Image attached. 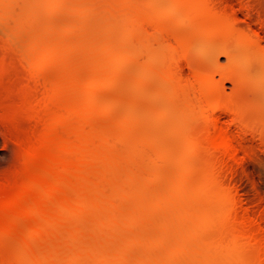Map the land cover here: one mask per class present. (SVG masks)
<instances>
[{
    "label": "rangeland",
    "instance_id": "obj_1",
    "mask_svg": "<svg viewBox=\"0 0 264 264\" xmlns=\"http://www.w3.org/2000/svg\"><path fill=\"white\" fill-rule=\"evenodd\" d=\"M64 1H65V4H62L64 3ZM64 1L46 0V3H45V0L44 1L43 0H9V1L6 0L4 2L1 0L0 2V6H1L0 7V45L2 46V48L0 46V52L3 53L9 47L14 48L15 50H18V53L17 51L15 52V50H13L14 53L11 52L8 59L10 57L13 58V56L11 55H15L13 60L10 58L12 61H14L15 58L18 56L15 63L18 64L19 62V66H21V70L23 68L22 71L24 72V69H25L24 65L26 66L29 62L28 57L25 56V52L27 50L26 48H31V46L34 44L37 47L38 43L40 45V42L42 40L41 37H35L37 40L38 39L40 40L37 43V40H35L33 36L32 37L30 36L35 34V31H37L36 29H38V27H40L41 25L43 26L45 25L44 28L43 26H41V30L44 29V32L47 30L45 32L46 36L43 35L44 43L42 44L43 41L41 42L42 46L44 45V47L42 48H44L45 50L46 49L45 46L47 48L48 47L51 48V46L52 47L56 46V48L58 47L56 49V54L57 53L58 54L56 55L57 56L55 59L56 61H54L53 66H55V68L57 67V63L61 61V59L64 57L63 54L66 56H70L71 54L73 56V62L68 64L66 66V69L68 73L73 75L71 77L74 79L76 97L77 98H83V97L87 98L88 97L92 99L96 104L102 106V110L100 112L97 110H93V112L90 113V114L92 113L94 114V115L92 114L93 118H91V121L90 123L87 124V126L86 124L84 126L87 127V129L85 127L87 131L89 130L92 131V129L95 131H98L96 132L95 138L93 139L94 142H92V148L93 150L94 149L96 150L98 146L102 144L99 147L100 149L103 150V153H102L103 155L100 154L99 157L94 158L95 161L92 160L93 162H91L92 165L90 167H89L90 164L85 169L84 167H82L83 173L81 172V177H83L84 172H85L88 178L85 176L84 178L86 179L82 180L80 176L79 178L75 177V178H78L79 181L76 179L74 181V184L76 183V185H75V189L72 188L73 190H71L72 191L71 196L73 197H71L70 200H72L74 204H78V205H80L79 204L80 202L81 203L86 202L87 206L84 205L85 210L83 209L84 211L82 210V212L80 211L72 212L71 211L72 212V215L70 212L71 216H69V214L66 215L65 213L62 212L63 213L62 222L65 224L66 230L61 220L59 221L61 223V226L56 225V223L58 224V222H56L54 224L55 225L54 233L50 231L49 234L51 233V235L47 234V236L49 235V237L45 238L46 235L43 236L44 240L47 239L46 241H44L43 239L38 241L37 239H32L30 236H29L30 238L29 240L27 236L29 232L31 231V229H33L35 226L39 224L40 225L45 224L46 219L45 220L41 219L40 221V219H38L35 216L22 217L20 219L21 224L24 227V232L22 236L20 235L18 236V238L16 237V239L12 238L8 241L6 240L7 242L6 241L4 242V247L5 245L8 247V248L5 247L7 256L9 257L12 255L13 257L11 256V259L14 260L13 263L11 261H9V263L11 262L12 264H16V263L22 264L25 262V264H34L35 262L37 264V261L35 260L36 258L38 260V264H41V263L48 264V262L49 264H66V263L73 264V262L74 264H105V263L106 264H124V263L125 264H171V263L172 264L173 263L174 264H191V263L196 264L197 260L200 261V262L197 261V264H200L201 261L203 264H208V263L222 264V262H224L222 261L223 258H221V261H219L218 263V261H216L218 257L216 260H213V259L207 260L203 254L202 248L200 249V247H203L204 249H207V251L206 250L205 251L208 253L209 247L204 245L203 240L207 238L212 239L215 233L214 231H216L217 226H215V228H212V230L210 229L207 231L203 228L202 230H200L199 233L197 232L198 234L196 236L189 237V235L187 234L189 233V230H190V233L193 231L192 226L194 225L195 222L194 223L192 222L193 225L190 224V227H189L188 222L190 221L187 220L188 222L186 223V226H185L183 225V221L181 220V213L184 212L183 204H185V207H186L187 202L183 203L184 201L182 197H180V194L178 192V190L180 189V188L178 189V186H179L178 180L181 176H188L187 173H189V171H187L188 170L187 166H185L187 164H185L184 156L182 157V155H184L183 154L185 152L184 150L187 148V147L184 148V146H187V143H188L187 141H189L190 139V137L188 138L189 132L191 133L194 129L196 130L197 128L199 129L200 126L203 125L202 123L203 121H202V116H201L202 111L198 109L191 110L192 108L188 105L186 98H184V95H182L181 93L175 95L173 93V90L176 85L175 80H173L172 78H168L166 74H164L166 71V68L170 66V64L172 63L174 59L177 61V64L180 68V72L185 78H188L189 76V79H190L194 77L192 76L193 72H197L201 76H209L211 79H213V82L219 85V90L217 91V93H219L222 98H225L227 102L232 104V106L235 105L234 102L236 101V105L234 107L236 109L238 108V111L240 112L243 111L241 113L239 112L240 115H242V117H244L246 121L253 123L252 130L251 131L249 130L250 132L248 131L250 134L246 133L247 131L244 132L243 134L242 133L243 131H241L239 127H237V125L235 124L234 119H233L234 116L232 117L233 114L232 115L230 113L221 114L220 118H221L222 125L228 130L231 137L233 138V141L237 147V153H238V158H239V159L233 160L232 163L230 161L229 162L230 164L226 166L227 168H225L224 169L225 172H223V179H224L223 182L225 183V185L227 184L229 185V186L227 185V187L230 190V194H232L234 198L235 204H237V207L235 205V210H237L236 214L238 215V217L240 216V219H243L244 217V220L246 217H247L246 220L251 219L250 221L251 222L253 221L252 222L253 227L257 229L259 233H261L262 231L260 235H262V237L264 238V0H212L215 7L217 8L219 7L218 9L221 8V11L226 10L225 12H227L230 16L232 15L231 18L235 17L233 19L235 22L234 25H235L236 30L243 33V35L245 34V36L247 37H250V38L256 37V39H259L258 40L259 46L261 45L262 47L260 46V48H257L258 51L254 50L256 47L254 49L253 47H251V49L253 50L249 49L250 48L248 46L249 44H247L246 41L245 43H243L242 39L240 38L236 39L237 37L233 36V34L226 35L225 37H223V35L218 36L220 35L219 33L215 35L216 32H214V34L212 35H208L210 31L208 32L205 31L207 33L205 34L198 30L197 28L199 26V23L197 22L198 20H196L195 18L191 19V17H187L189 16V14L187 15V13H182L183 11L182 12L180 11L178 13L173 12L172 19L171 18H170L171 20L168 19L169 29L172 30L173 28L172 31H175V30L176 31L172 33L177 32V34H180L183 38H186L189 41L187 45V51L185 52L186 55L184 56L183 54V57L182 56L179 57V58H182V61L181 59H177L178 58V57L176 58L177 54L175 55L174 54L175 52L173 53L172 52L173 50H171V47L177 44V42H175L176 39H175L174 34L171 35L170 33V35L169 34L166 35L167 33H164L165 34L164 36L163 34L160 35V33L158 32H156L157 34H155V30L157 31V29L155 28V25L150 22L148 23L147 21H144L145 18L142 17L145 14L151 15L152 12H154L153 13L154 16L164 18V15L166 14L165 11L169 9L171 10V8L174 7L175 5L176 0H137V1L132 0V4H133L132 6H134L136 14L133 11H131V13L128 11L129 3H123L120 1H114V0H110V1L109 0L107 1L106 0L105 1L104 0H64ZM118 2H119V5H118ZM105 4L107 7L105 6ZM3 5H4L3 7L4 9L2 8ZM101 5L102 6L104 5L105 7H102ZM120 5L122 6L121 9H120ZM117 7L118 9H116ZM98 8H99V11H98ZM94 10L95 11L97 10V12H94ZM106 12L108 15L106 14ZM109 13L111 14L109 15ZM33 14L35 15L38 14V16L35 17V15ZM134 14L137 15L136 17L137 20L136 18L135 19L133 18L135 17ZM178 14L180 15L178 16ZM111 15L112 17H110ZM34 17H35V20H34ZM175 17L176 19H174ZM37 18H39V20H37L36 22ZM50 19H51V22L49 21ZM132 19L134 20L136 24L133 22ZM140 19L144 25L147 23L149 24V25H145L147 28L144 26H141L142 23L140 22ZM189 20H192V21L194 20L195 24L197 25H195L194 22L192 23V21H189ZM17 21H18V24H17ZM38 21H39V24L41 23V21L42 23L39 25ZM45 21H48V23H46ZM180 21L183 22L184 24L182 25ZM137 22L140 23V26L138 25ZM55 23H58L57 29L61 27L60 28L61 30L57 34L53 33V31L54 32L58 31L56 29ZM28 24L30 25V27L28 26ZM126 24L129 25V28L127 27L128 25L126 26L127 28L124 26ZM31 25L33 26L31 27ZM67 25H70V26L72 25V26L70 28V26H67ZM136 25H138L139 28L141 27V30H138V33L137 31H134V28H133L135 27L137 29L138 27H136ZM19 26H22L23 29H20ZM35 26H38V27L35 29ZM53 26L55 27V30H53L54 29ZM28 27L31 29L33 28L31 31L32 34L31 33L29 34L30 29ZM199 27L201 30H203L201 26ZM206 29L210 30L212 29V26L211 28L208 29L207 27ZM19 30L20 32L18 33ZM33 30H34V33H33ZM50 30L51 32H48ZM214 30L215 28L213 29V31ZM61 31H62V34H61ZM140 31H142L140 33L141 36H139ZM144 31H145V34L143 33ZM152 31H154V34L152 33ZM213 31L211 30V32ZM39 32L40 34H38V32L36 34L41 36L42 32L41 31ZM147 33L148 35H146ZM52 34L55 36L53 37ZM129 34L131 35L129 36ZM257 34L259 35L260 38L258 37ZM51 35H52V38H50ZM83 35H85L88 38L86 39V37H83ZM132 35H134V38H135L133 41H132V38H133ZM57 36H59L61 40L64 38L65 42L63 39L62 40L63 43H61L60 39L58 40ZM19 37L21 38V40L19 39ZM94 37H95V43L97 42L96 40H98V45H100L99 47L101 50L105 47L102 51L96 49L98 46L97 43L96 45L94 42L91 43ZM153 37L155 38L153 39ZM31 38L32 40H34L33 41L34 44L32 43V40L29 41ZM55 38L57 41L55 40L52 41V39H55ZM89 38L91 39V41H89L90 40ZM157 38H159V40H157ZM171 38L173 40H171ZM87 40L90 43H88ZM161 40L163 41V43L160 42ZM28 42H30L29 43L30 45L29 46H27L28 44L25 45ZM46 43L49 45H45ZM59 43L61 45H59ZM167 43L169 45H167ZM19 44H21V46L25 45L26 47L24 46L25 48L21 50L22 48L21 46L19 47ZM89 44H90V47H89ZM91 45L94 47H91ZM165 45H167V47H165ZM245 46L249 48H245ZM107 47L109 51L106 49ZM169 48H170V51H169ZM262 49H263V52L261 51ZM188 50H189V54L187 53ZM68 51L70 54L68 53ZM119 51L121 52V54H119L120 53ZM127 51L129 52V54H132V55L129 56ZM222 51L226 53L223 54ZM134 54L136 55L134 56ZM122 55H123V58H122ZM124 56L126 59L124 58ZM131 56L132 58L130 59ZM58 57L59 59L57 60ZM187 57L189 59H186ZM23 58H25L24 61H23ZM22 61L24 62V64ZM101 62L105 64L102 65ZM98 63H100L103 67ZM111 64L113 66V69H112ZM106 65H109L111 70H109L108 69L109 66H106ZM121 67L123 69L122 73H120V71L122 70ZM95 70L96 71L99 70V72L97 71L98 72L97 73ZM84 71H86V73ZM110 71L111 73L113 72L114 73L111 74ZM151 71H152V74L150 73ZM114 75L116 76V78ZM118 76H120L119 77L120 80ZM88 79H90L91 81ZM86 81H89V82H86ZM171 81L172 83L174 82L172 84L173 87L171 86ZM91 84L92 86H90ZM167 85L169 86V89ZM170 87L172 88L170 89ZM82 89L84 93L82 92ZM159 90H162L164 95L162 94V92L160 93ZM168 93L170 94V96L168 95ZM180 94H181V97H180ZM0 97H1V94H0ZM1 100L2 99H0V101ZM1 102H0V105H1ZM5 103L2 102V107L3 105L8 106V103L7 104ZM5 106L3 108H0V110L2 111V113L0 111V182H3V181L6 182L5 181L6 179L9 184L11 183V185L12 184L15 185L17 180L18 181L23 180L17 175V172L21 171V169L24 168L22 164L24 163V160L26 158L25 153H24V148L26 144H28L27 142L29 141L26 135H27V131L31 129L29 127H32V123L31 121L28 123L29 120H27L25 116H19L17 118L14 116L16 120L10 118L12 115L8 116V113L6 114V111H9L8 109L10 108L8 106V109H7V107ZM167 106L168 107L170 106V107L167 109ZM188 106L190 107V109ZM4 108H6V110ZM171 109L173 111H171ZM105 110L108 112V114ZM167 110H169V112H171L172 114L170 113L168 114ZM192 111L193 113L197 112V114L195 113L193 114ZM159 112L163 114L161 115L162 117L160 118H159L160 116ZM164 112H166L167 115ZM9 113H11V111H9ZM190 113L193 115L190 116L191 115ZM183 114L185 115V117ZM187 116L189 118H187ZM124 123H126L127 126ZM183 126L189 129L187 130ZM127 128L130 130H128ZM107 129H109L108 130L109 132L107 131ZM100 130H102V132ZM186 130L187 132H185ZM107 139L109 141H107ZM108 142L111 143V147ZM113 143H115V145ZM175 145H177L176 147L180 149L179 150L180 152L177 151L178 149H175ZM114 146L116 147L114 148ZM105 147L107 149L106 152H105ZM141 147H142V150L140 151ZM169 149H171V151L174 150L175 153L171 152ZM133 151L135 154L133 153ZM109 152L111 153L110 155H109ZM123 152L125 154H122ZM105 153L107 154L106 156H105ZM171 153L173 154V156L171 155ZM113 154L115 155L116 158L114 156L112 157ZM125 156L127 157L126 159H125ZM131 157L132 159H130ZM138 157L141 162L138 160ZM108 158H109V161H108ZM122 158L124 159V161L122 160ZM182 159H184V162ZM127 160L130 163V164L128 163L129 165L127 164ZM136 160L138 162H136ZM99 162L101 163V166ZM117 165H119L118 169H117ZM105 166L106 168L108 166L110 167L107 168L106 170ZM132 168L134 169V171ZM184 169L185 170L187 169L186 172L184 171ZM120 170H121V173H120ZM156 170H158V172ZM99 172H100V175L98 174ZM104 173L105 175L107 174V177L104 175ZM139 173H142V174H139ZM165 173L167 174V176H165ZM97 176L98 178H96ZM99 176L101 177L99 178ZM115 176H116L115 180L117 182L113 180ZM155 176H157L159 180L156 178L157 179L156 181ZM127 177L132 179L133 182L131 183V180ZM148 178L150 180H148ZM15 179H16V182H15ZM152 179L153 181L155 179V181L152 182L151 181ZM163 179L165 181H163ZM89 180H90V184H89ZM195 181H194L195 185H193L194 186L193 194H195L197 191V187H198L197 184L199 185V180L196 179ZM110 183L111 185H109ZM149 184L150 185L152 184L153 189H152V186L150 188ZM85 185L87 188V192H86V189L84 188ZM146 186L149 189H146L147 188ZM82 189H85V191L83 190L85 193L82 191ZM133 189L135 190L133 191ZM141 190H142V194L140 193ZM47 191L49 190L47 189L46 192ZM127 191L128 193H130L129 195H126ZM159 192L161 193V195ZM75 193H78V194H75ZM151 193H152V196H151ZM164 194L167 199L166 198L163 199ZM106 195H108V198ZM158 195H160V197ZM195 195H197V193ZM52 196L53 198L51 199ZM122 196L124 200H121ZM51 197L49 198L51 202L48 199L49 203H47V205L49 204L50 207H55L63 199L64 193L61 190V192L59 193L56 192L55 195L54 193L53 195L51 194ZM133 197L135 198L133 199ZM8 198L10 199V196L5 198V200L6 201L9 200ZM0 199L3 200L2 198ZM140 199H143V200L141 201ZM1 200H0V204H1L0 206H2ZM112 200L113 201L115 200V201L113 202ZM151 200H153L152 203H151ZM162 200H164L163 206L161 204ZM167 200H168V203L164 204L165 201ZM180 200L182 201L180 202ZM159 201L161 203H159ZM142 202L145 205L142 204ZM171 202L173 203V206L170 207V205H172ZM90 203L92 204L90 205ZM103 204H105V206H103ZM113 204L115 206H113ZM154 205L156 206L155 208L157 209H154ZM166 205L169 208L166 207ZM177 205L179 206V208L177 207ZM96 206H98V209ZM136 206H137V209H136ZM148 206H150L149 207L150 210L148 209ZM86 207L88 210L86 209ZM101 207L104 209H102ZM175 207H176L177 212L175 211ZM180 207L182 210L180 209ZM140 208L141 210H138ZM145 208H147L148 211ZM158 209L160 212L158 211ZM145 211L148 214L145 213ZM178 211H180L179 215H178ZM89 212H90V215H89ZM136 212L137 214H135ZM140 212L142 215L140 214ZM118 213H120L119 214L120 216L118 215ZM112 214L113 215L116 214V215L113 216ZM59 215L61 214H58V216ZM84 215L85 216L87 215V216L85 217ZM174 215H175L176 221L174 219ZM111 216H112V219L110 223ZM134 216L136 217L135 219L132 218ZM171 216L173 217V219L171 218ZM13 217H15L14 214H13ZM13 217H12L11 212L10 213L5 212V211L1 212L0 222L1 223L2 221L5 222V220L10 221L11 219H13ZM74 217L76 218L74 219ZM191 218H194L193 220H195V217H191ZM64 219H66V221ZM136 219L138 222L135 221ZM38 220H39V223H38ZM106 220L108 221V223ZM142 220L143 221L145 220V221L142 222ZM163 220L165 221V223L167 222L168 224L170 222V226L172 227V229H170L171 227L166 226L168 225L167 223L166 225H164L165 223ZM153 221H155V223H153ZM69 222H70V225L72 224L71 225L72 227L75 225L73 228L77 230L76 231L77 233H75V230L69 225ZM159 222L161 225L159 224ZM177 222L179 224L181 222V226H182L181 228L183 229H179L178 231V227H180V225H178ZM98 223H99V227L101 226L103 229L106 228V230L104 229L105 230L104 231L102 230V228H100V231H99V227L97 226ZM150 223H152L153 225ZM105 224L106 226L104 227ZM77 225L78 226L80 225L79 230L78 228H76L78 227ZM82 225H83L84 231L81 228ZM95 226H97L98 230ZM107 226H108V229H107ZM161 226L163 227V230ZM184 227H187V229ZM197 227H198V224H197ZM165 228H167L168 233H169V229L170 231L172 230L171 233L167 234V236L165 233L167 230ZM57 229L59 230L61 229V230L59 231ZM174 229H177L178 232L176 233V230ZM161 230L163 231V234ZM183 230L186 231V233H184ZM81 234L83 236H81ZM71 236L73 237L70 238ZM165 237L168 239H166ZM143 238L145 240H143ZM51 240L54 241L53 242L54 246H52L53 244ZM104 241H107L108 246L106 242ZM143 241H146V242L143 243ZM18 242L20 243V245ZM48 242L49 244L46 245ZM103 243L105 244V246ZM182 243H185L186 245ZM74 244H76L75 245L76 247L78 244V247L76 248ZM211 247L212 246H210V249L213 248ZM180 248L182 249L180 250ZM192 248H193V251H192ZM100 249H102V251ZM186 249L191 250L190 253L192 255L189 254V250H186ZM50 250H51V253H50ZM183 250L184 252H182ZM98 251L99 252L101 251V252L99 253ZM69 252L71 254H69ZM179 252L181 253L180 255H179ZM41 253L44 255H42ZM176 253L180 257V258L178 257V259H180L179 263L176 257L177 256ZM38 254H41V255H38ZM74 254L76 255L77 258L75 257ZM184 254H187V255H184ZM31 255L32 257H30ZM70 255L72 258L70 257ZM201 255L202 257H200ZM231 255H234V254H231ZM7 256H5L4 258L1 257V259L2 258L7 259ZM194 256L196 259L195 258L193 259ZM212 256H209V257H212ZM22 258L24 260H22ZM28 258L31 261V263H29ZM70 258L72 260H70ZM105 258H108L109 260L108 259L106 260ZM125 258H127V260ZM3 259L1 262L2 264L5 263ZM40 259H41V262H40ZM75 259L77 260L75 261ZM189 259H191L192 262ZM232 259L234 263L236 264L238 263L237 260H235V258H232ZM53 260H54V263H53ZM228 261L229 263L230 262L232 263V260L231 261L228 260Z\"/></svg>",
    "mask_w": 264,
    "mask_h": 264
},
{
    "label": "bare ground",
    "instance_id": "obj_2",
    "mask_svg": "<svg viewBox=\"0 0 264 264\" xmlns=\"http://www.w3.org/2000/svg\"><path fill=\"white\" fill-rule=\"evenodd\" d=\"M3 2L6 1V0H2ZM9 1V0H8ZM44 1V0H43ZM57 1V0H56ZM60 1V0H58ZM64 1V0H62ZM105 1V0H104ZM107 1V0H106ZM110 1V0H109ZM114 1H120V2H123V3H129V9L128 11L131 13V11H133L135 13V9H134V6H132V0H114ZM137 1V0H136ZM1 2V0H0ZM175 5L174 7L171 8V10H167L165 11V15H164V18H160V17H157V16H154V12H152L151 15H144L142 17L145 18L144 21H147L148 23H152L155 25V28L157 29V31L155 30V34H157L156 32L163 34V36L165 35L164 33H167L166 35H171L174 34L175 36V39L177 42V44L175 46H172L171 47V50H173L172 52L176 55V58L177 59H181L182 61V58H179L180 56L183 57V54L184 56L186 55V51H187V45L189 43V41L186 39V38H183L180 34H177L176 33H172V32H175V31H172L171 29H169L168 27V19H172L173 17V12H182V13H187V15L189 14V16L187 17H191V19L195 18L196 20H198L197 22L199 23V26L202 27L203 30L200 29V27L198 26V30L207 34L206 32L210 31L211 30L213 31V29L215 28V30L213 32H209L208 35H212L215 33V35H217V33H219L220 35L218 36H221L223 35V37H225L226 35H230V34H233V36L237 37L236 39H242L243 40V43H245V41L247 42V44H249L248 46L250 47H247L245 46V48H249L251 49V47H253L254 50H257V48H260L259 46V39H256L255 38H250V37H247L245 36V34L243 35V33L239 32L238 30L235 29V25H234V19L235 17H232L227 13L225 12L223 9V11H221V8L218 9L217 7L214 6V3L212 0H176L175 1ZM45 3H46V0H45ZM55 3V2H54ZM96 3V2H95ZM122 3V4H123ZM134 3V2H133ZM173 3V2H172ZM62 4H65V1L64 3ZM171 4V2H170ZM118 5H119V2H118ZM124 5V4H123ZM127 5V4H126ZM135 5V4H134ZM168 5V4H167ZM102 6V5H101ZM106 6V4H105ZM104 5L102 7H105ZM117 6V5H115ZM114 6V7H115ZM169 6V5H168ZM1 7V6H0ZM4 7V5L2 6V8ZM55 7V6H54ZM53 7V8H54ZM95 7V6H94ZM100 7V5H99ZM107 7V6H106ZM119 7V6H118ZM118 7L116 9H118ZM124 7V6H123ZM167 7V6H166ZM170 7V6H169ZM1 8V9H2ZM122 8V6L120 5V9ZM139 8V7H138ZM137 8V9H138ZM165 8V7H164ZM4 9V8H3ZM141 9V8H140ZM168 9V8H167ZM104 10V9H102ZM107 10V8H106ZM111 10V9H110ZM98 11H99V8H98ZM112 11V10H111ZM120 11V10H119ZM142 11V10H141ZM139 11V12H141ZM163 11V9H162ZM94 12H97V10ZM132 12V13H133ZM137 12V11H136ZM143 12V11H142ZM147 12V11H146ZM102 13V12H101ZM100 13V14H101ZM121 13V12H120ZM119 13V14H120ZM227 13V14H226ZM39 14V13H38ZM38 14H33L35 15V17L38 16ZM97 14V13H96ZM105 14V13H104ZM107 14V12H106ZM111 13H109L110 15ZM124 14V13H123ZM136 14V13H135ZM134 14V15H135ZM160 14V13H159ZM181 14V13H180ZM178 14V16L180 15ZM108 15V14H107ZM113 15V13H112ZM112 15L110 17H112ZM129 15V14H128ZM142 15V14H141ZM229 15V16H228ZM131 16V15H130ZM139 16V14H138ZM175 16V15H174ZM182 16V15H181ZM35 17H34V20H35ZM137 17V15H135V17H133L134 19ZM184 17V16H183ZM114 18V16H113ZM139 18V17H138ZM143 18V19H144ZM182 18V17H181ZM170 19V20H171ZM176 19V17L174 18ZM183 19V18H182ZM190 19V18H189ZM37 20H39V18L36 19V22ZM129 20V19H128ZM133 20V19H132ZM137 20V18H136ZM236 20V19H235ZM51 22V19L49 20ZM183 21V20H182ZM189 21H192V20H189ZM46 23H48V21H45ZM43 22V23H45ZM49 22V23H50ZM134 22V20H133ZM140 22L142 23L141 19H140ZM145 22V23H147ZM181 22V21H180ZM194 22V20L192 21V23ZM42 23V21H41ZM40 23V24H41ZM54 23V22H53ZM52 23V24H53ZM130 23V22H129ZM135 23V22H134ZM138 25L140 26V23L137 22ZM145 24V25H149V24ZM182 25L184 24L183 22H181ZM17 24H18V21H17ZM38 24H39V21H38ZM39 24V25H40ZM51 24V25H52ZM56 24V29H57V26H58V23H55ZM133 24V23H132ZM136 24V23H135ZM195 24V22H194ZM192 24V25H194ZM201 24V25H200ZM38 25V26H39ZM128 24L124 25L125 27L127 26ZM136 25V27H138L137 29L135 27L134 28V31H137L138 33V30H141V27L139 28V26ZM143 23L141 26H144L146 27ZM151 25V24H150ZM197 25V24H195ZM28 26L30 27V25L28 24ZM33 25H31L32 27ZM38 26H35V29L38 27ZM43 26V25H41ZM41 26L38 27V29H36L37 31H35V34L38 32V34H40L39 31H41V36H39L38 34H35L34 35H31L30 37H41V42L43 41V35L46 36V31L44 32V29L41 30ZM45 26V25H44ZM43 26V28H44ZM60 26V25H59ZM67 26H70V25H67ZM72 26V25H71ZM70 26V28H71ZM134 26V25H133ZM152 26V25H151ZM204 26V28H203ZM212 26V29L210 30H207L206 28L208 27L211 28ZM28 27V28H29ZM54 27V26H53ZM129 28V25L127 26ZM126 27V28H127ZM214 27V28H213ZM20 29H23L22 26H19ZM61 28V27H60ZM57 29L58 31L54 32L53 33H58L61 29ZM75 28V27H73ZM124 28V27H123ZM122 28V30H123ZM147 28V27H146ZM150 28V27H149ZM237 28V27H236ZM30 29V32L29 34L31 33L32 29ZM63 29V27H62ZM67 29V27H66ZM132 29V27H131ZM143 29V27H142ZM205 29V30H204ZM55 30V27L54 29ZM65 30V28H64ZM125 30V29H124ZM23 31V30H22ZM67 31V30H66ZM77 31V29H76ZM80 31V29H79ZM133 31V32H134ZM147 31V30H146ZM206 31V32H205ZM20 32V30L18 31V33ZM48 32H51L48 31ZM65 32V31H63ZM112 32V31H111ZM142 31L139 32V36L140 33ZM151 32V31H150ZM33 33H34V30H33ZM67 33V32H66ZM81 33V31H80ZM110 33V32H109ZM113 33V32H112ZM122 33V32H121ZM125 33V32H124ZM130 33V32H129ZM145 34V31L143 32ZM152 33L154 34V31H152ZM245 33V32H244ZM22 34V33H21ZM32 34V33H31ZM49 34V33H48ZM61 34H62V31H61ZM84 34V33H82ZM81 34V35H82ZM143 34V35H144ZM50 35V34H49ZM53 35V34H52ZM52 35L50 38H52ZM70 35V33H69ZM123 35V34H122ZM131 34H129L130 36ZM137 35V34H136ZM148 35V33L146 34ZM159 35V34H158ZM258 35V34H257ZM256 35V36H257ZM19 36V35H18ZM17 36V38H18ZM48 36V35H47ZM55 35H53L54 37ZM60 36V35H59ZM58 37V40L60 39V37ZM68 36V34H67ZM65 36V37H67ZM89 36V35H87ZM96 36V35H94ZM125 36V35H124ZM133 38H132V41L135 39L134 38V35H132ZM131 36V37H132ZM145 36V35H144ZM151 36V34H150ZM254 36V35H253ZM22 37V36H21ZM83 37H86L85 35H83ZM259 37V35H258ZM257 37V38H258ZM29 38V37H28ZM88 37H86L87 39ZM155 37H153L154 39ZM163 38V37H162ZM166 38V36H165ZM170 38V37H169ZM234 38V37H233ZM260 38V37H259ZM19 39L21 40V38L19 37ZM64 39V38H63ZM62 39V40H63ZM90 39V38H89ZM32 38L29 40L31 41ZM35 40H37L35 38ZM56 40L55 39H52V41ZM62 40L60 39V42H62ZM93 41L91 43H95V37L92 39ZM157 40H159V38H157ZM171 40H173L171 38ZM4 41V40H3ZM34 40H32V43H33ZM40 40L38 39L37 40V43L39 42ZM69 41V40H68ZM91 41V39L89 40ZM88 40L87 42L90 43ZM97 42V45H98V40H96ZM17 42V41H16ZM40 42V45L38 43L37 47L34 45L31 46V48H26V52H25V56L28 57L29 59V62L28 64L25 66L24 65V72L21 70V66H19V62L18 64L15 63L16 62V59L17 57L15 58L14 61H12L14 59V56L15 55H11L13 56V58H9V55L11 54V52H13V50H15L14 48H7L3 53L0 54V94H1V97L0 99H2L1 101L3 103L7 102L8 103V106L10 109H8V106L6 105H3V107H7V109L9 111H11V113H9V111H6V114L8 113V116H11L10 118L16 120L17 117L19 116H25L28 121V123L31 121L32 123V127H29L31 128L29 131H27V138H28V142L26 140V142L28 144H26L25 148H24V153H25V160H24V163L23 164V167L21 169V171L17 172V175L22 178L23 180H17L16 182V179H15V182L16 184H12L11 183L9 184L8 181L5 179L6 182H0V198H2L3 200H1L2 202V206H0V213L1 212H11L12 213V217H13V214L15 215V217H13V219H11L10 221H6L2 223L0 222V259L1 257H5L7 256L6 254V250H5V247H7L5 245L4 247V242L7 240H10V239H16V237L18 238V236H22L23 232H24V227L23 225L21 224V218L22 217H28V216H35L37 217L38 219H46L45 221V224H39L37 226H35L33 229H31V231L29 232V234L27 235L28 238L29 236L32 238V239H37L38 241L40 240H44L43 236L46 237H49V235H51V233L49 234V232H53L54 233V230H55V223L58 222V224L56 223V225L58 226H61V223L59 222L61 220L62 222V214L65 213L66 215L69 214V216L72 215V212H75V211H80L82 212V210L84 209L85 210V206L86 205V202H83V203H79L80 205L78 204H74V202H72V200H70L71 197V194H72V191L73 189H75V185L76 183L74 184V181L75 179L78 180L79 176L82 180H85L86 178H84L85 176L87 177V175L85 174L84 172V175L83 177H81V172L83 173V170H82V167L87 168V166L89 165V167L92 165L91 162H93L92 160L95 161L94 158H97L99 157V155H103V150L100 149L99 146H101L102 144H100L98 146V148L95 150H93L92 148V142L93 139L95 138V134L96 132L98 131H95L92 129L87 131V124L90 123L91 121V118H93L92 114H90L91 112H93V110H97V111H101L102 110V106L96 104L92 99L90 98H77L76 95H75V87H74V79L71 77L73 75H71L70 73L67 72V69H66V66L70 63L73 62V56L70 54V56H66L63 54V58L61 59V61H59L57 63V67L55 68L54 65V61H56V46H51V48H47L45 46V50L44 48V45L42 46V44L44 43V41L42 42L41 44ZM59 42V41H58ZM64 42H65V39H64ZM131 42V41H130ZM160 42L163 43V41L161 40ZM192 42V41H191ZM3 43V42H1ZM18 43V42H17ZM16 43V44H17ZM30 42L26 43L25 45L29 46ZM36 43V44H37ZM57 43V42H56ZM70 43V42H69ZM77 43V42H76ZM95 43V45H96ZM65 44V43H64ZM192 44V43H191ZM24 45V44H23ZM24 45V46H25ZM45 45H49V44H45ZM59 45H61L59 43ZM76 45V44H75ZM93 45V44H92ZM91 47H94L92 46ZM167 45H169L167 43ZM167 45H165V47H167ZM171 45V43H170ZM174 45V44H173ZM242 45V43H241ZM1 46V45H0ZM21 46V44H19V47ZM24 46H21V50H23V48H25ZM58 46V45H57ZM66 46V45H65ZM72 46V45H71ZM79 46V45H78ZM100 45L97 46L96 49L98 50H101ZM259 46V47H258ZM62 47V46H61ZM89 47H90V44H89ZM99 47V48H98ZM243 47V46H242ZM262 47V46H261ZM2 48V46H1ZM64 48V47H63ZM73 48V47H72ZM105 48V47H104ZM103 48V49H104ZM190 48V46H189ZM60 49V48H59ZM58 49V50H59ZM102 49V50H103ZM108 50V47L106 48ZM120 49V47H119ZM223 49V48H222ZM251 49V50H253ZM62 50V49H61ZM101 50V51H102ZM118 50V48H117ZM226 50V49H225ZM223 50V51H225ZM17 51L18 53V50H15V52ZM66 51V50H65ZM109 51V50H108ZM122 51V50H121ZM168 51V50H167ZM169 51H170V48H169ZM222 51V52H223ZM248 51V50H247ZM246 51V52H247ZM258 51V50H257ZM263 52V49L261 50ZM260 51V52H261ZM23 52V51H22ZM64 52V51H63ZM120 52V51H119ZM126 52V51H125ZM128 52V51H127ZM131 52V51H130ZM221 52V53H222ZM244 52V51H243ZM252 52V51H251ZM14 53V52H13ZM24 53V52H23ZM65 53V52H64ZM123 53V52H122ZM134 53V52H133ZM179 53V54H178ZM189 54V50L187 52ZM226 52H223V54H225ZM253 53V52H252ZM259 53V52H258ZM20 54V53H19ZM18 54V55H19ZM67 54V52H66ZM103 54V53H102ZM107 54V53H106ZM109 54V53H108ZM121 54V52L119 53ZM118 54V55H119ZM129 54V52H128ZM187 54V55H188ZM247 54V53H246ZM257 54V53H256ZM255 54V55H256ZM60 55V54H59ZM105 55V54H104ZM125 55V54H123ZM123 55H122V58H123ZM132 55V54H129V56ZM136 54H134L135 56ZM229 55V54H228ZM227 55V56H228ZM21 56V55H20ZM24 56V57H25ZM62 56V54H61ZM121 56V55H120ZM248 56V55H246ZM257 56V55H256ZM60 57V56H59ZM59 57L57 58V60L59 59ZM230 57V56H229ZM125 58V56H124ZM132 58V56L130 57V59ZM249 58V57H248ZM25 58H23V61H24ZM27 59V58H26ZM27 59V60H28ZM126 59V58H125ZM186 59H189L188 57ZM120 60V58H119ZM22 61V62H23ZM128 61V60H127ZM119 62V61H118ZM189 62V61H188ZM21 63V61H20ZM168 63V62H167ZM24 64V62H23ZM100 64V63H98ZM101 64H105V63H102ZM100 64V65H101ZM185 64V63H184ZM187 64V63H186ZM101 65V66H102ZM106 66H109V65H106ZM112 66V64H111ZM120 66V65H119ZM85 67V66H84ZM103 67V66H102ZM91 68V67H89ZM151 68V67H150ZM88 69V67H87ZM109 70L110 69V66L108 68ZM112 69H113V66H112ZM122 69V67H121ZM55 70V71H54ZM84 70V69H83ZM91 70V69H90ZM153 70V69H152ZM96 71V70H95ZM99 72V70H97ZM96 71V72H97ZM123 69L120 71V73H122ZM154 71V70H153ZM23 72V73H22ZM86 73V71H84ZM97 72V73H98ZM93 73V72H92ZM91 73V74H92ZM111 73V71H110ZM109 73V75H110ZM114 73V72H113ZM111 73V74H113ZM152 74V71L150 72ZM163 73V72H162ZM82 74V73H81ZM89 74V73H88ZM166 76L168 78H172L173 80H175V88L173 90V93L176 95V94H179L181 93L182 95H184V98H186V101L188 102V105L192 108L191 110H195V109H198V110H201L202 112V123L203 125L200 126V128L198 129H194L191 133L189 132V136L188 138L190 137L189 141H187V146H184L187 147L184 151V155H182V157L184 156V159H185V166H187L189 173L188 176H181L178 180V183H179V186H178V192L180 194V197H182L183 199V203H186L187 202V205L185 207V204L184 207H183V211L181 213V220L183 221V225L186 226V223L188 221L189 223V227H190V224H192V222L194 223V225L192 226L193 228V231L190 233V230H189V233L187 235H189V237H194L196 236L200 230H202L203 228L207 231V230H212V228H215V226H217L216 228V231H214V236L212 239H205L203 240L204 241V245L208 246L209 249H208V253L206 252L207 249H204L203 247H200V249L202 248L203 250V254L205 256V258L207 260H216L217 257L218 259L216 261H221V258L222 261V264H228L229 261L228 260H232V263L230 262L229 264H236L234 263L233 259L232 258H235V260H237V264H264V238L262 237V235H260L262 233H259V231L257 229H255L253 227V224L252 222L248 219L247 217L245 218L244 220V217L243 219H240V216L238 217V215L236 214L237 210H235V205L237 207V204H235V201H234V198L232 196V194H230V190L229 188L227 187V185H225V183L223 182L224 179H223V172H225V168H227L226 166L228 164H230L229 162L233 160H236V159H239L238 158V153H237V147L233 141V138L231 137L230 133L228 132V130L222 125V122H221V114L222 113H225V114H233L232 117L234 119V122L235 124L237 125V127H239V129L241 131H243L242 133L244 134V132L250 134L249 132L252 130L253 128V123L249 122V121H246L244 119V117H242V115H240L241 112L243 111H238V108L236 109L234 106L236 105V101L234 102L235 105L232 106V104H230L229 102H227L225 100V98H222L221 95L219 93H217V91L219 90V85H217L216 83L213 82V79H211L209 76H201L199 73L197 72H193V75L194 77L190 78L189 79V76L188 78H185L181 72H180V68L177 64V61L174 59L172 61V63L170 64V66H168V68H166V71L165 73ZM84 75V73H83ZM87 75V74H85ZM123 75V74H121ZM99 76V75H98ZM112 76V75H111ZM115 76V75H114ZM110 77V76H109ZM120 76H118L119 78ZM78 78V77H77ZM84 78V77H83ZM89 78V77H88ZM91 78V77H90ZM116 78V76H115ZM117 78V79H118ZM108 79V78H107ZM114 79V78H112ZM228 79V78H227ZM85 80V79H84ZM87 80V79H86ZM90 80V79H88ZM120 80V78H119ZM166 80V79H165ZM80 81V80H79ZM91 81V80H90ZM169 81V80H168ZM86 82H89V81H86ZM111 82V81H109ZM116 82V81H115ZM167 82V81H166ZM94 83V82H93ZM92 83V84H93ZM105 83V82H104ZM174 83V82H173ZM172 81H171V86L173 87V84ZM92 84L90 86H92ZM168 86V85H167ZM77 87V86H76ZM170 87V89L172 88ZM81 88V87H80ZM92 88V87H91ZM162 89V88H161ZM168 89H169V86H168ZM163 90V89H162ZM162 90H159L160 93L162 92ZM82 92H83V89H82ZM84 93V92H83ZM159 93V94H160ZM172 93V94H173ZM163 94V92H162ZM161 94V95H162ZM181 94H180V97H181ZM164 95V94H163ZM168 95L170 96V94L168 93ZM173 98V97H172ZM177 98V96H176ZM183 99V98H182ZM6 100V101H5ZM231 100V99H230ZM0 101V102H1ZM185 101V100H184ZM2 102H1V105H0V108H3L2 107ZM5 103V104H7ZM171 105V104H170ZM186 105V104H185ZM188 106V107H189ZM170 107V106H169ZM167 106V109L169 108ZM189 107V109H190ZM104 108V107H103ZM6 110V108H4ZM188 109V110H189ZM166 110V108H165ZM164 110V111H165ZM240 110V109H239ZM1 111V110H0ZM106 111V110H105ZM168 111V114H172L171 112ZM171 111H173L171 109ZM186 111V110H185ZM95 112V111H94ZM107 112V111H106ZM240 112V113H239ZM2 113V111H1ZM96 113V112H95ZM160 113V117H162L161 115H163L161 112ZM166 114V112H164ZM193 113V111H192ZM195 113V112H194ZM193 113V114H194ZM10 114V115H9ZM108 114V112H107ZM158 114V113H157ZM191 114V113H190ZM193 114H191L190 116H192ZM197 114V112L195 113ZM167 115V114H166ZM184 115V114H183ZM16 118H15V117ZM189 116V114H188ZM187 116V118H189ZM98 117V116H97ZM185 117V115H184ZM197 117V115H196ZM5 118V117H4ZM110 118V117H109ZM96 119V118H95ZM107 119V117H106ZM128 119V118H127ZM201 119V118H199ZM21 120V119H20ZM19 120V121H20ZM113 120V119H112ZM10 121V120H9ZM93 121V120H92ZM130 121V120H128ZM122 122V121H121ZM124 122V121H123ZM126 122V121H125ZM199 122V121H197ZM233 122V123H234ZM18 123V122H17ZM27 123V122H26ZM30 123V124H31ZM21 124V123H20ZM86 124V126H84ZM126 125V123H124ZM201 124V122H200ZM93 126V124H92ZM91 126V127H92ZM96 126V125H94ZM127 126V125H126ZM196 126V125H195ZM198 126V125H197ZM25 127V126H24ZM27 127V126H26ZM86 127V129H85ZM106 127V126H105ZM129 127V126H128ZM184 127V126H183ZM259 127V126H258ZM130 128V127H129ZM185 128V127H184ZM194 128V126H193ZM256 128V127H255ZM254 128V129H255ZM95 129V128H94ZM104 129V128H103ZM111 129V128H110ZM128 129V128H127ZM187 129V128H185ZM184 129V130H185ZM189 129V128H188ZM187 129V130H188ZM97 130V129H96ZM99 130V129H98ZM109 129H107L108 131ZM130 130V129H128ZM132 130V129H131ZM183 130V131H184ZM187 130L185 132H187ZM250 130V131H249ZM26 131V130H24ZM102 132V130H100ZM106 131V130H105ZM182 131V132H183ZM249 131V132H248ZM258 131V129H257ZM109 132V131H108ZM24 134V133H23ZM246 135V134H245ZM262 135V134H261ZM186 136V134H185ZM23 137V136H22ZM106 137V136H105ZM107 138V137H106ZM142 138V137H141ZM22 139V138H21ZM110 139V137H109ZM113 139V138H112ZM187 139V137H186ZM143 140V139H142ZM107 141H109L107 139ZM115 141V140H114ZM140 141V140H139ZM97 142V141H96ZM143 142V141H142ZM109 143V142H108ZM185 143V145H186ZM98 144V143H97ZM106 144V143H105ZM115 145V143H113ZM110 147H111V143H109ZM180 145V144H179ZM178 145V146H179ZM95 146V145H94ZM142 146V145H141ZM177 145H175V149H178L177 151H179L180 149L178 147H176ZM24 147V146H23ZM97 147V146H96ZM104 147V146H103ZM116 146H114L115 148ZM138 147V146H137ZM140 147V146H139ZM143 147V146H142ZM142 147L140 149V151L142 150ZM181 148V147H180ZM182 148V149H184ZM99 149V150H98ZM136 149V148H135ZM138 149V151H139ZM181 149V150H182ZM171 151V149H169ZM107 151L106 147H105V152ZM109 151V150H108ZM119 151V150H118ZM117 151V152H118ZM168 151V150H167ZM173 153V151H171ZM180 152V151H179ZM112 153V151H111ZM109 152V155L111 154ZM121 153V152H120ZM134 153V151H133ZM141 153V152H140ZM182 153V152H181ZM122 154H125L124 152ZM131 154V153H130ZM135 154V153H134ZM139 154V153H138ZM170 154V153H169ZM107 154L105 153V156ZM116 155V153H115ZM115 155L113 154L112 157ZM133 155V154H132ZM167 155V154H166ZM171 155L173 156V154L171 153ZM120 156V154H119ZM127 156V155H126ZM125 156V159L127 158ZM101 157V156H100ZM109 157V156H108ZM143 157V156H141ZM167 157V156H166ZM165 157V158H166ZM107 158V157H106ZM116 158V157H115ZM124 158V157H123ZM122 158V160L124 161V159ZM169 158V157H168ZM99 159V158H98ZM96 159V160H98ZM104 159V158H103ZM132 159V157L130 158ZM136 159V157H135ZM184 159L183 162H184ZM102 160V159H101ZM138 160H139V157H138ZM142 160V159H141ZM108 161H109V158H108ZM140 161V160H139ZM238 161V160H237ZM101 162V161H100ZM99 162V163H100ZM107 162V161H106ZM105 162V163H106ZM112 162V160H111ZM116 162V161H115ZM120 162V161H119ZM118 162V163H119ZM136 162H138L136 160ZM141 162V161H140ZM143 162V161H142ZM96 163V162H95ZM104 163V164H105ZM110 163V162H109ZM128 160H127V164H128ZM130 164V163H129ZM128 164V165H129ZM183 164V163H182ZM108 165V164H107ZM121 165V164H120ZM125 165V164H124ZM142 165V164H141ZM183 165V166H184ZM100 166H101V163H100ZM132 166V164H131ZM110 166H108L107 168H109ZM119 165H117V169H118ZM137 167V165H136ZM140 167V166H139ZM142 167V166H141ZM106 168V166H105ZM106 168V170H107ZM135 168V166H134ZM143 168V167H142ZM99 169V168H97ZM103 169V168H102ZM121 169V168H120ZM133 169V168H132ZM137 169V168H136ZM139 169V168H138ZM141 169V168H140ZM144 169V168H143ZM19 170V169H18ZM186 170L184 169V171L186 172ZM90 171V170H89ZM95 171V170H94ZM101 171V170H100ZM119 171V170H118ZM134 171V169H133ZM158 172V170H156ZM163 171V170H161ZM139 172V171H138ZM145 172V171H144ZM155 172V171H154ZM165 172V171H163ZM87 173V171H86ZM120 173H121V170H120ZM118 173V174H120ZM162 173V172H161ZM167 173V172H166ZM165 173V176H167V174ZM97 174V173H96ZM100 175V172L98 173ZM110 174V173H109ZM126 174V173H125ZM138 174V173H137ZM139 174H142V173H139ZM184 174V173H183ZM186 174V175H187ZM105 175V173H104ZM128 175V174H127ZM155 175V174H154ZM163 175V174H162ZM161 175V176H162ZM107 177V174L105 175ZM75 177H78V178H75ZM94 177V176H93ZM101 176H99L100 178ZM104 177V176H103ZM132 177V176H130ZM88 178V177H87ZM98 178V176L96 177ZM105 178V177H104ZM103 178V179H104ZM129 178V177H127ZM157 178V176H155V179ZM164 178V176H163ZM166 178V177H165ZM91 179V178H90ZM102 179V180H103ZM107 179V178H106ZM116 179V176L115 178H113V180ZM130 179V178H129ZM134 179V177H133ZM140 179V178H139ZM154 179V181H155ZM158 179V178H157ZM156 179V181H157ZM167 179V178H166ZM196 179L199 180V185L197 184V195L193 194L194 192V186L195 183H196ZM101 180V181H102ZM131 180V183L133 182L132 179ZM136 180V178H135ZM134 180V181H135ZM148 180H150L148 178ZM159 180V179H158ZM168 180V179H167ZM79 181V180H78ZM77 181V183H78ZM116 181V180H115ZM152 182L153 179L151 180ZM161 181V180H160ZM163 181H165L163 179ZM162 181V182H163ZM195 181V183H194ZM10 182V181H9ZM85 182V181H84ZM98 182V181H96ZM113 182V181H111ZM117 182V181H116ZM82 183V182H81ZM115 183V182H113ZM112 183V184H113ZM119 183V182H118ZM150 183V181H149ZM198 183V182H197ZM227 183V182H226ZM74 184V186H73ZM89 184H90V180H89ZM96 184V183H95ZM94 184V185H95ZM129 184V183H128ZM102 185V184H101ZM100 185V186H101ZM111 185V183L109 184ZM114 185V184H113ZM116 185V184H115ZM120 185V184H119ZM97 186V185H96ZM122 186V185H121ZM148 186V185H147ZM146 186V187H147ZM150 188L152 186V184L150 185ZM148 186V187H149ZM229 186V185H228ZM113 187V186H111ZM130 187V185H129ZM133 187V186H132ZM131 187V188H132ZM146 188V189H149V188ZM73 188V189H72ZM80 188V187H79ZM86 189V192H87V188H86V185L84 187ZM115 188V187H114ZM126 188V186H125ZM124 188V189H125ZM130 188V189H131ZM49 190L46 192V190ZM85 189H82V191ZM102 189V188H101ZM104 189V187H103ZM111 189V188H109ZM117 189V188H116ZM152 189H153V186H152ZM177 189V188H176ZM62 192L64 193V197L63 199L61 200V202H59L58 205H56L55 207H50L49 204L47 205L48 202V199L51 197V194L54 195L59 192ZM81 190V189H80ZM132 190V189H131ZM130 190V191H131ZM135 189H133L134 191ZM71 191V192H70ZM80 191V192H82ZM83 191V192H84ZM119 191V190H118ZM129 191V190H128ZM127 191V194L126 195H129L130 193H128ZM99 192V190H98ZM96 192V193H98ZM101 192V191H100ZM116 192V191H115ZM114 192V193H115ZM154 192V190H153ZM156 192V190H155ZM85 193V192H84ZM83 193V195H84ZM107 193V192H106ZM110 193V192H109ZM108 193V194H109ZM123 193V192H122ZM136 193V191H135ZM138 193V192H137ZM142 194V190L140 192ZM148 193V192H147ZM160 193V192H159ZM177 193V192H176ZM75 194H78V193H75ZM95 194V193H94ZM117 194V193H116ZM115 194V196H116ZM119 194V193H118ZM157 194V193H156ZM174 194V193H173ZM10 196V199L9 200H5V198H7ZM9 195V196H8ZM98 195V194H96ZM145 195V194H144ZM161 195V193H160ZM160 195H158L160 197ZM170 195V194H169ZM177 195V194H175ZM4 196V197H3ZM59 196V195H58ZM76 196V195H75ZM88 196V195H87ZM107 198H108V195H106ZM137 196V195H136ZM151 196H152V193H151ZM55 197V196H54ZM91 197V196H90ZM125 197V196H124ZM130 197V196H129ZM140 197V196H139ZM144 197V196H143ZM171 197V196H170ZM177 197V196H176ZM53 198V196L51 197V199ZM79 198V197H78ZM88 198V197H87ZM95 198V196H94ZM98 198V197H97ZM127 198V197H126ZM135 197H133L134 199ZM154 198V196H153ZM166 198L165 197V194L163 196V199ZM101 199V198H100ZM103 199V198H102ZM111 199V197H110ZM132 199V200H133ZM137 199V198H136ZM167 199V198H166ZM170 199V198H169ZM173 199V198H172ZM5 200V201H4ZM50 200V199H49ZM80 200V199H79ZM98 200V199H97ZM121 200H124L123 199V196L121 198ZM130 200V199H129ZM141 201L143 199H140ZM156 200V198H155ZM102 201V200H101ZM113 201V200H112ZM115 201V200H114ZM113 201V202H114ZM135 201V200H134ZM153 200H151V203H152ZM171 201V200H170ZM173 201V200H172ZM178 201V200H177ZM176 201V202H177ZM182 200H180L181 202ZM5 202V203H4ZM51 202V200H50ZM112 202V203H113ZM138 202V201H137ZM140 202V201H139ZM146 202V201H145ZM157 202V201H156ZM163 202L164 200H162V203L159 201V203L162 204L163 206ZM175 202V203H176ZM4 203V204H3ZM121 203V202H120ZM136 203V202H135ZM147 203V202H146ZM168 203V200L165 201L164 204H167ZM172 203V202H171ZM92 203H90L91 205ZM98 204V203H97ZM111 204V203H110ZM116 204V203H115ZM142 204H144L142 202ZM170 204V203H169ZM1 205V204H0ZM85 205V206H84ZM96 205V204H95ZM94 205V206H95ZM109 205V204H108ZM140 205V204H139ZM138 205V206H139ZM145 205V204H144ZM148 205V204H147ZM151 205V204H150ZM93 206V205H92ZM103 206H105V204H103ZM113 206H115L113 204ZM112 206V207H113ZM122 206V205H121ZM135 206V204H134ZM173 206V203L172 205H170V207ZM97 209H98V206H96ZM100 207V206H99ZM110 207V206H109ZM140 207V206H139ZM150 206H148V209H149ZM156 206L154 205V209H157L155 208ZM160 207V206H159ZM166 207H168L166 205ZM177 207L179 208V206L177 205ZM182 207V206H181ZM180 207V209H181ZM102 208V207H101ZM143 208V207H142ZM161 208V207H160ZM165 208V206H164ZM169 208V207H168ZM87 209V207H86ZM96 209V210H97ZM104 209V208H102ZM108 209V208H107ZM136 209H137V206H136ZM147 209V208H145ZM147 209V211H148ZM172 209V208H171ZM174 209V208H173ZM179 209V210H180ZM83 210V211H84ZM88 210V209H87ZM116 210V209H115ZM138 210H141L138 209ZM150 210V209H149ZM182 210V209H181ZM180 210V211H181ZM72 211V212H71ZM108 211V210H106ZM143 211V210H142ZM159 211V209H158ZM164 211V210H163ZM175 211H176V207H175ZM178 211V215H179V212ZM63 212V213H62ZM70 212H71V215H70ZM93 212V210H92ZM98 212V211H97ZM115 212V211H114ZM119 212V211H118ZM123 212V211H121ZM126 212V211H125ZM139 212V211H138ZM160 212V211H159ZM177 212V211H176ZM175 212V213H176ZM96 213V212H95ZM117 213V212H116ZM133 213V212H132ZM145 213H147L145 211ZM154 213V212H153ZM169 213V212H167ZM174 213V211H173ZM58 214H61L58 216ZM92 214V213H91ZM120 213H118L119 215ZM137 214V212L135 213ZM141 214V212H140ZM148 214V213H147ZM239 214V213H238ZM89 215H90V212H89ZM88 215V216H89ZM113 215V214H112ZM116 215V214H115ZM113 215V216H115ZM134 215V214H133ZM139 215V213H138ZM137 215V217H138ZM142 215V214H141ZM171 215V214H170ZM77 216V215H76ZM80 216V215H79ZM85 216V215H84ZM87 216V215H86ZM85 216V217H86ZM120 216V215H119ZM149 216V215H148ZM152 216V215H151ZM61 217V219H60ZM65 217V216H64ZM67 217V216H66ZM191 217H195V220H193L194 218H191ZM199 219H198V218ZM76 217H74L75 219ZM117 218V217H116ZM133 219H135L136 217H132ZM149 218V217H148ZM154 218V217H153ZM171 218L173 219V217L171 216ZM82 219V218H81ZM111 219H112V216L110 218V223H111ZM139 219V218H138ZM143 219V218H142ZM145 219V218H144ZM157 219V218H156ZM174 219H175V215H174ZM180 219V218H179ZM66 221V219H64ZM72 220V218H71ZM115 220V218H114ZM113 220V222H114ZM140 220V219H139ZM158 220V219H157ZM168 220V219H167ZM188 220V221H187ZM43 221V220H42ZM64 221V222H65ZM79 221V220H78ZM102 221V220H101ZM107 221V220H106ZM137 221V219L135 220ZM141 221V220H140ZM145 221V220H144ZM142 220V222H144ZM147 221V220H146ZM164 221V220H163ZM173 221V220H172ZM171 221V223H172ZM176 221V219H175ZM186 221V222H185ZM98 222V221H97ZM103 222V221H102ZM130 222V221H129ZM138 222V221H137ZM149 222V220H148ZM147 222V223H148ZM38 223H39V220H38ZM44 223V222H43ZM104 223V222H103ZM108 223V221H107ZM106 223V224H107ZM117 223V222H116ZM132 223V221H131ZM153 223H155V221H153ZM163 223V222H162ZM165 223V221H164ZM167 223V222H166ZM166 223L164 225H166ZM185 223V224H184ZM215 223V225H214ZM62 224L64 225L65 227V224L62 222ZM67 224V223H66ZM106 224L104 225V227L106 226ZM134 224V223H133ZM140 224V223H139ZM142 224V223H141ZM152 224V223H150ZM160 224V222H159ZM168 224V223H167ZM175 224V223H174ZM178 225H180V227H178V231L179 229H183L181 228V222L180 224L177 222ZM197 224H198V227H197ZM69 225H70V222H69ZM68 225V226H69ZM72 225V224H71ZM70 225V226H71ZM132 225V224H131ZM144 225V223H143ZM153 225V224H152ZM161 225V224H160ZM163 225V224H162ZM211 225V226H210ZM75 226V225H74ZM73 226V227H74ZM78 226V225H77ZM80 226V225H79ZM79 226L76 227L78 228L79 230ZM99 227V223L97 225ZM97 226H95L97 228ZM114 226V224H113ZM142 226V225H141ZM148 226V225H147ZM150 226V225H149ZM166 226H170V222L168 225ZM200 226V227H199ZM256 226V225H255ZM72 227V226H71ZM72 227V228H73ZM195 227V228H194ZM53 228V229H52ZM82 230L84 231L83 229V225H82ZM100 228H102L101 226L99 227V231H100ZM162 230H163V227L161 226ZM175 228V227H173ZM187 229V227H184ZM208 228V229H207ZM75 230V228H73ZM106 230V228H104ZM102 228V230H104ZM107 229H108V226H107ZM167 230V228H165ZM172 229V227L170 228ZM169 229V233H171ZM191 229V228H190ZM196 229V230H195ZM198 229V230H197ZM59 230V229H57ZM61 230V229H60ZM59 230V231H60ZM65 230H66V227H65ZM71 230V229H70ZM73 230V231H74ZM98 230V228H97ZM104 230V231H105ZM161 230V231H162ZM165 230V231H166ZM176 230V233L178 232L177 229H174ZM261 230V229H260ZM64 231V230H63ZM72 231V230H71ZM69 231V232H71ZM77 230H75V233ZM98 231V232H99ZM68 232V233H69ZM184 233H186V231L183 230ZM198 232V233H197ZM212 232V231H211ZM74 233V235H75ZM87 233V231H86ZM89 233V232H88ZM166 233V236L168 233V230L165 232ZM47 234H49L47 236ZM64 234V232H63ZM80 234V232H79ZM162 234H163V231H162ZM173 234V233H172ZM194 234V235H193ZM69 235V234H68ZM73 235V234H71ZM177 235V234H176ZM205 235V234H204ZM66 236V235H65ZM81 236H83L81 234ZM87 236V234H86ZM165 236V235H164ZM170 236V235H169ZM67 237V236H66ZM73 236H71L70 238H72ZM76 237V235H75ZM74 237V238H75ZM178 237V236H177ZM203 237V236H202ZM162 238V237H161ZM166 238V237H165ZM180 238V237H179ZM200 238V237H199ZM163 239V238H162ZM168 239V238H166ZM165 239V240H166ZM190 239V238H189ZM30 240V238H29ZM47 239H45L44 241H46ZM49 240V239H48ZM67 240V239H66ZM74 240V239H73ZM143 240H145L143 238ZM200 240V239H199ZM6 241V242H7ZM50 241V240H49ZM52 241V244H53V240ZM167 241V240H166ZM165 241V242H166ZM43 242V241H42ZM56 242V241H55ZM72 242V241H71ZM106 242L107 246H108V243L107 241H104ZM146 242V241H143V243ZM195 242V241H194ZM193 242V243H194ZM19 243V242H18ZM73 243V242H72ZM76 243V242H75ZM102 243V242H101ZM167 243V242H166ZM202 243V242H201ZM38 244V242H37ZM49 242L46 244L48 245ZM104 244V243H103ZM179 244V243H178ZM182 244H185V243H182ZM16 245V244H15ZM20 245V243H19ZM76 244H74L75 246ZM186 245V244H185ZM193 245V244H191ZM195 245V244H194ZM54 246V244L52 245ZM59 246V245H58ZM65 246V245H64ZM82 246V245H81ZM105 246V244H104ZM210 246H212L210 249ZM76 247V246H75ZM74 247V248H75ZM77 247H78V244H77ZM76 247V248H77ZM184 247V245H183ZM198 247V246H197ZM8 248V247H7ZM6 248V249H7ZM32 248V247H31ZM44 248V246H43ZM48 248V247H47ZM55 248V247H53ZM81 248V247H80ZM88 248V247H87ZM102 248V247H101ZM104 248V247H103ZM188 248V246H187ZM59 249V248H58ZM99 249V247H98ZM107 249V248H106ZM182 248H180L181 250ZM185 249V248H183ZM190 249V248H189ZM189 249H186V250H189ZM199 249V248H198ZM18 250V248H17ZM37 250V249H36ZM39 250V249H38ZM43 250V249H42ZM82 250V249H81ZM84 250V249H83ZM102 251V249H100ZM112 250V249H111ZM177 250V248H176ZM206 250V251H205ZM33 251V250H32ZM44 251V250H43ZM54 251V249H53ZM56 251V250H55ZM89 251V250H88ZM100 251V252H101ZM117 251V250H116ZM191 250H189V254ZM192 251H193V248H192ZM31 252V251H30ZM29 252V253H30ZM34 252V251H33ZM41 252V251H40ZM99 252V251H98ZM99 252V253H100ZM184 252V250L182 251ZM212 252V253H211ZM214 252V253H213ZM11 253V252H9ZM8 253V254H9ZM19 253V252H18ZM48 253V252H47ZM50 253H51V250H50ZM54 253V252H52ZM83 253V252H82ZM81 253V255H82ZM210 253V254H209ZM5 256H4V255ZM16 254V253H14ZM32 254V253H31ZM42 254V253H41ZM41 254H38V255H41ZM60 254V253H58ZM57 254V255H58ZM69 254H71L69 252ZM68 254V256H69ZM85 254V253H84ZM98 254V253H97ZM110 254V253H109ZM181 253L179 252V255ZM183 254V253H182ZM200 254V253H199ZM207 254V255H206ZM213 254V256H212ZM231 254H234V255H231ZM3 255V256H2ZM44 255V254H42ZM50 255V254H49ZM54 255V254H53ZM56 255V254H55ZM75 255V254H74ZM100 255V254H99ZM116 255V254H115ZM177 255V253H176ZM184 255H187V254H184ZM192 255V254H191ZM12 256V255H11ZM11 256H7V259H3V261H5L4 264H7L9 263V261H11L12 263L14 262L13 259H11ZM17 256V255H16ZM23 256V254H22ZM34 256V255H33ZM80 256V255H79ZM86 256V255H85ZM114 256V255H113ZM120 256V255H119ZM122 256V255H121ZM209 256H212V257H209ZM13 257V256H12ZM27 257V256H26ZM32 257V255L30 256ZM41 257V256H40ZM71 257V255H70ZM76 257V255H75ZM74 257V258H75ZM103 257V256H102ZM123 257V256H122ZM177 257V260H178V263H179V260L178 259V255L176 256ZM202 257V255L200 256ZM215 257V258H214ZM230 257V259H229ZM9 258V259H8ZM17 258V257H15ZM21 258V257H20ZM19 258V259H20ZM24 258V257H23ZM22 258V260H24ZM43 258V257H42ZM72 258V257H71ZM70 258V260H72ZM77 258V257H76ZM79 258V257H78ZM98 258V257H97ZM114 258V257H113ZM112 258V259H113ZM118 258V257H117ZM120 258V257H119ZM180 258V257H179ZM192 258V257H191ZM195 258V256L193 257V259ZM204 258V259H205ZM210 258V259H209ZM2 259L0 261V264H2ZM49 259V258H48ZM53 259V257H52ZM102 259V258H100ZM99 259V260H100ZM106 260L108 258H105ZM111 259V260H112ZM127 260V258H125ZM124 259V260H125ZM196 259V258H195ZM226 259V260H225ZM13 260V261H12ZM29 260V258H28ZM37 261V264H38V260L37 258L35 259ZM44 260V259H43ZM66 260V258H65ZM77 259H75L76 261ZM109 260V259H108ZM123 260V259H121ZM175 260V259H174ZM191 261V259H189ZM7 261V262H6ZM21 261V260H20ZM74 261V260H73ZM104 261V260H103ZM113 261V260H112ZM118 261V260H117ZM198 261V260H197ZM197 261H196V264H197ZM226 261V262H225ZM9 263V264H12V263ZM34 262V260H33ZM32 262V263H33ZM40 262H41V259H40ZM57 262V261H56ZM55 262V263H56ZM105 262V261H104ZM116 262V261H115ZM114 262V263H115ZM123 262V261H122ZM174 262V261H173ZM189 262V261H188ZM192 262V261H191ZM200 262V261H198ZM215 262V261H214ZM27 263V262H26ZM29 263H31V261L29 260ZM53 263H54V260H53ZM113 263V262H111ZM177 263V262H176ZM190 263V262H189ZM206 263V262H205ZM17 264V263H16ZM22 264H25L22 263ZM34 264H36L34 262ZM42 264V263H41ZM45 264V263H44ZM49 264V262H48ZM67 264V263H66ZM72 264V263H71ZM74 264V262H73ZM106 264V263H105ZM125 264V263H124ZM172 264V263H171ZM174 264V263H173ZM192 264V263H191ZM200 264H203L202 261ZM210 264V263H208Z\"/></svg>",
    "mask_w": 264,
    "mask_h": 264
}]
</instances>
